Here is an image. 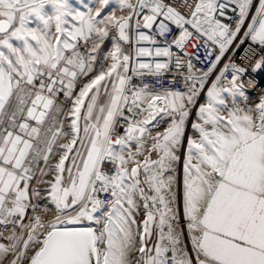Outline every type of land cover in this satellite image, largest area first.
Here are the masks:
<instances>
[{
	"label": "snow or ice",
	"instance_id": "6c2138e0",
	"mask_svg": "<svg viewBox=\"0 0 264 264\" xmlns=\"http://www.w3.org/2000/svg\"><path fill=\"white\" fill-rule=\"evenodd\" d=\"M261 69L264 0H0V264H264Z\"/></svg>",
	"mask_w": 264,
	"mask_h": 264
},
{
	"label": "built area",
	"instance_id": "2783aa9c",
	"mask_svg": "<svg viewBox=\"0 0 264 264\" xmlns=\"http://www.w3.org/2000/svg\"><path fill=\"white\" fill-rule=\"evenodd\" d=\"M254 3H258V0H254ZM254 11V9H253ZM248 44L246 43L245 45H243V47H241L240 49H236L235 47H233V49L226 55V57L224 58V60H222L221 62V65L218 66V69H217V72L219 71V67H222L223 66V63L227 62V59L229 57H235L236 61L239 62L240 61V58L243 57L245 55V49L248 48ZM188 51L189 53L192 54V56L195 58V57H199L200 60L202 62H197L195 59H194V63H196V66L198 68H204L206 69L208 67V61L205 60L203 58V47L200 49L199 52H195L193 51V49L191 47L188 48ZM214 58V57H213ZM175 73H169L166 77H165V83L167 84L168 81H169V78L174 76ZM215 75V73L213 74ZM246 79L248 78H251V79H254L256 81V88L255 89H247L246 90V95H249V96H256L258 95L260 89H264V69H261L255 73L251 72V70H249V73L246 74ZM146 82H149V81H146ZM177 88H179L181 85H180V81L177 80V83L175 85Z\"/></svg>",
	"mask_w": 264,
	"mask_h": 264
},
{
	"label": "rangeland",
	"instance_id": "374dc122",
	"mask_svg": "<svg viewBox=\"0 0 264 264\" xmlns=\"http://www.w3.org/2000/svg\"><path fill=\"white\" fill-rule=\"evenodd\" d=\"M94 2H95V0H71V3H72L76 8H79V9H82V10H83V6H84L85 4L91 6V5H94ZM112 7H115V4L110 5L109 8L106 9V11H110ZM48 10L51 11L50 6H49V9H48ZM227 95H228V94L225 93V96H227ZM247 96L251 98L250 103H251V102H255V100L257 99V96H249V95H247ZM236 99H237L238 102L240 101V97H239V96H237ZM201 102H203V101H201ZM193 118H194V117H193ZM187 135H192V131H191L190 127H189V129H188V131H187ZM183 151H184V150L182 149V150H181V153H180L182 159H181V164L178 166V172H177V175H178L179 177H182V160H183ZM182 222H183V221H182ZM187 241H188V239H187ZM188 246H189V241H188Z\"/></svg>",
	"mask_w": 264,
	"mask_h": 264
},
{
	"label": "bare ground",
	"instance_id": "6f19581e",
	"mask_svg": "<svg viewBox=\"0 0 264 264\" xmlns=\"http://www.w3.org/2000/svg\"><path fill=\"white\" fill-rule=\"evenodd\" d=\"M257 96V95H256ZM183 223V222H182ZM185 244H188V241H187V233L185 232ZM189 248H190V243H189Z\"/></svg>",
	"mask_w": 264,
	"mask_h": 264
}]
</instances>
